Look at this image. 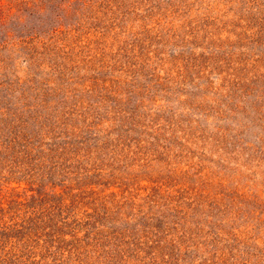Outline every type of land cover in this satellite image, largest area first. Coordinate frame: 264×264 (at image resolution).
I'll use <instances>...</instances> for the list:
<instances>
[{
  "label": "rangeland",
  "instance_id": "1",
  "mask_svg": "<svg viewBox=\"0 0 264 264\" xmlns=\"http://www.w3.org/2000/svg\"><path fill=\"white\" fill-rule=\"evenodd\" d=\"M75 247L264 264V0H0V264Z\"/></svg>",
  "mask_w": 264,
  "mask_h": 264
},
{
  "label": "trees",
  "instance_id": "2",
  "mask_svg": "<svg viewBox=\"0 0 264 264\" xmlns=\"http://www.w3.org/2000/svg\"><path fill=\"white\" fill-rule=\"evenodd\" d=\"M112 225H115V224H112ZM119 225V224H118ZM126 228V227H125ZM135 230H137L136 229V227H135ZM125 232V231H124ZM105 233H106V236L107 235H110V236H112V237H115V238H118V237H120V234H122L123 232H121V231H119V230H117V229H115L114 231H105ZM131 233H133V232H131ZM125 234H126V232H125ZM110 242V241H109ZM108 242V243H109ZM113 244V243H112ZM106 246H107V244H105V248H106ZM78 247V246H77ZM77 247H75V251L77 252V254L80 256V258H78V257H76L75 259H74V261H73V264H85L84 262H83V260H82V250H81V252L79 251V248H77ZM85 247V246H84ZM91 247V246H90ZM137 250V249H136ZM85 251H86V254L88 255V253H87V250H86V248H85ZM109 249H107L106 248V254H107V258H108V256H109ZM132 251H134V253H135V250H133L132 249ZM137 254H139V250H138V252H137ZM136 254V255H137ZM129 258V257H128ZM88 259H89V261H90V263H93V262H91V260H92V257L90 256V255H88ZM108 260L111 262L112 261V258H108ZM104 262V261H103ZM105 264V263H104ZM128 264H133V262H128Z\"/></svg>",
  "mask_w": 264,
  "mask_h": 264
}]
</instances>
